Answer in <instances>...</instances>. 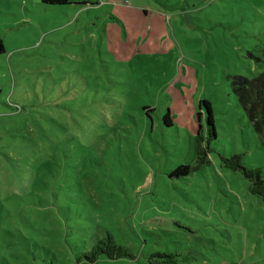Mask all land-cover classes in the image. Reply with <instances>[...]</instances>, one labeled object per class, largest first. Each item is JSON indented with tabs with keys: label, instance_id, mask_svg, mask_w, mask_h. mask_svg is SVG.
I'll return each instance as SVG.
<instances>
[{
	"label": "rangeland",
	"instance_id": "rangeland-1",
	"mask_svg": "<svg viewBox=\"0 0 264 264\" xmlns=\"http://www.w3.org/2000/svg\"><path fill=\"white\" fill-rule=\"evenodd\" d=\"M70 1L0 0V264H264V204L221 161L264 178L231 87L264 72V0ZM120 4L144 21L111 19ZM201 100L215 135L196 167ZM107 232L133 257L87 261Z\"/></svg>",
	"mask_w": 264,
	"mask_h": 264
},
{
	"label": "trees",
	"instance_id": "trees-1",
	"mask_svg": "<svg viewBox=\"0 0 264 264\" xmlns=\"http://www.w3.org/2000/svg\"><path fill=\"white\" fill-rule=\"evenodd\" d=\"M47 5H63L72 3L70 0H41ZM86 3V2H83ZM5 52L3 42L0 38V54ZM231 87L249 118L260 142L264 145V72L255 77L248 78L235 75L231 78ZM200 104L206 107V132L202 133V125L199 124V130L194 138V154L196 156V167L207 163V154L209 152L208 142L214 138L215 129L213 125V116L210 103L207 100H201ZM200 116V114H198ZM167 125H170L169 111L164 115ZM204 144V145H203ZM223 165L233 171H240L248 181V189L251 194L256 195L264 204V178L261 170L256 167H246L242 163V155L234 153L229 157H221ZM188 165L178 166L171 175H186L190 172ZM100 256L115 260L120 258H132L133 255L127 248L116 242L112 234L107 232L99 238L92 246L90 252L85 254V259L89 262L96 261ZM177 253L155 252L149 256L153 264H174ZM154 258V260H151Z\"/></svg>",
	"mask_w": 264,
	"mask_h": 264
},
{
	"label": "crops",
	"instance_id": "crops-1",
	"mask_svg": "<svg viewBox=\"0 0 264 264\" xmlns=\"http://www.w3.org/2000/svg\"><path fill=\"white\" fill-rule=\"evenodd\" d=\"M32 1H34L35 3L40 2L41 4H45L41 0H32ZM23 2H24V0H23ZM120 5L123 6L120 11H118L117 13H109V17L111 19L115 18L116 20H118V21H120L121 23H124V24L126 23L124 21V19L130 20L131 22H133L135 20L137 23H141V22L144 21L143 15H140V17H138V15H137L138 12H136L134 9H128V8L124 7L125 4H120ZM24 10L29 12V10H27L26 8ZM119 12H120V14H118ZM122 13H123V15H121ZM143 13H144L145 17H147V18L149 16L151 17L152 23L154 25L159 20H161V19L163 20V18L161 17L160 13H158V12H153V14H150L148 12V10L143 9ZM148 22H146V23H148ZM111 24L113 26H115L117 28V30L112 28L111 31H109V33H107V36H109L111 39H113V41L119 46L118 49H121L123 52H125V47H123V38L125 36L128 37L127 34H129V30H127V28L124 27L125 31H124V35H123L122 32L120 33V30L117 27V25H115L114 23H111ZM132 33L136 34L137 31L135 32V30H134ZM129 38L132 39V35H129ZM115 51H116V49H112V53L113 52L115 53Z\"/></svg>",
	"mask_w": 264,
	"mask_h": 264
}]
</instances>
